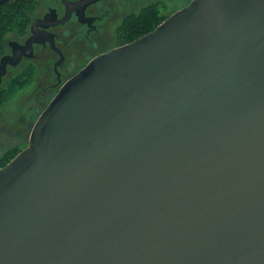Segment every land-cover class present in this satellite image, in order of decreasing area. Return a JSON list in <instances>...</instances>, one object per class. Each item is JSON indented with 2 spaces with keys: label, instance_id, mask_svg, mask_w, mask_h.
I'll use <instances>...</instances> for the list:
<instances>
[{
  "label": "water",
  "instance_id": "obj_1",
  "mask_svg": "<svg viewBox=\"0 0 264 264\" xmlns=\"http://www.w3.org/2000/svg\"><path fill=\"white\" fill-rule=\"evenodd\" d=\"M0 264H264V0H192L68 78L0 167Z\"/></svg>",
  "mask_w": 264,
  "mask_h": 264
},
{
  "label": "flooded vegetation",
  "instance_id": "obj_2",
  "mask_svg": "<svg viewBox=\"0 0 264 264\" xmlns=\"http://www.w3.org/2000/svg\"><path fill=\"white\" fill-rule=\"evenodd\" d=\"M25 1L31 6L28 25L7 36L0 85L32 68L40 101L93 57L147 33L192 0Z\"/></svg>",
  "mask_w": 264,
  "mask_h": 264
},
{
  "label": "rangeland",
  "instance_id": "obj_3",
  "mask_svg": "<svg viewBox=\"0 0 264 264\" xmlns=\"http://www.w3.org/2000/svg\"><path fill=\"white\" fill-rule=\"evenodd\" d=\"M32 70L27 68L21 72L20 82L15 83L14 87L10 86L12 78H5V84L0 85V89H7L4 101L0 104V159L7 150L20 151L28 145L35 121L59 90L46 94L38 101Z\"/></svg>",
  "mask_w": 264,
  "mask_h": 264
},
{
  "label": "trees",
  "instance_id": "obj_4",
  "mask_svg": "<svg viewBox=\"0 0 264 264\" xmlns=\"http://www.w3.org/2000/svg\"><path fill=\"white\" fill-rule=\"evenodd\" d=\"M30 10L31 6L25 0H13L0 4V55L5 50L6 39L11 32H25L28 25V12ZM153 28H155V25H152L147 31ZM21 75V73L15 75V79L12 77L10 86L20 82L19 77ZM6 93L7 89H0V104L4 101V95ZM18 152L19 150L17 149L7 150L2 156V159H0L1 165L9 162Z\"/></svg>",
  "mask_w": 264,
  "mask_h": 264
}]
</instances>
